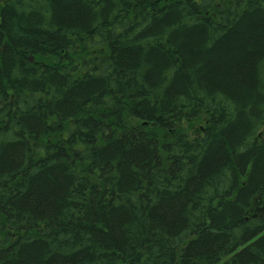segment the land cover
<instances>
[{
  "label": "trees",
  "instance_id": "trees-1",
  "mask_svg": "<svg viewBox=\"0 0 264 264\" xmlns=\"http://www.w3.org/2000/svg\"><path fill=\"white\" fill-rule=\"evenodd\" d=\"M0 264H264V0H0Z\"/></svg>",
  "mask_w": 264,
  "mask_h": 264
},
{
  "label": "rangeland",
  "instance_id": "rangeland-1",
  "mask_svg": "<svg viewBox=\"0 0 264 264\" xmlns=\"http://www.w3.org/2000/svg\"><path fill=\"white\" fill-rule=\"evenodd\" d=\"M202 126H203V123L200 119L193 120V121H183L180 125L181 129L185 131L189 136L197 135L200 129L202 128Z\"/></svg>",
  "mask_w": 264,
  "mask_h": 264
}]
</instances>
